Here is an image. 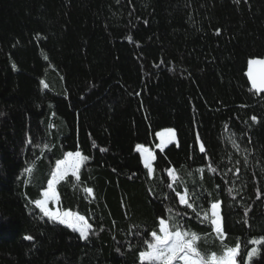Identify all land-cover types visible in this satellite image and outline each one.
<instances>
[{
  "label": "trees",
  "instance_id": "trees-1",
  "mask_svg": "<svg viewBox=\"0 0 264 264\" xmlns=\"http://www.w3.org/2000/svg\"><path fill=\"white\" fill-rule=\"evenodd\" d=\"M250 59H264V0H0V264H140L168 215L169 170L203 210L220 203L224 244L264 237V93ZM164 129L178 145L161 152ZM76 151L89 157L81 179L57 194L92 225L88 240L35 207ZM180 210L220 253L210 223Z\"/></svg>",
  "mask_w": 264,
  "mask_h": 264
},
{
  "label": "snow or ice",
  "instance_id": "snow-or-ice-1",
  "mask_svg": "<svg viewBox=\"0 0 264 264\" xmlns=\"http://www.w3.org/2000/svg\"><path fill=\"white\" fill-rule=\"evenodd\" d=\"M236 2H239V0H236ZM246 75L251 82L252 90L255 93H264V59H250ZM41 83L44 84L43 81ZM44 86L47 87L46 84ZM251 119L256 122L255 116ZM157 136L160 138V144L157 147L161 152H164L165 148L173 143L175 139V133L172 129L157 133ZM105 150L101 149V151ZM136 150L142 153L144 167L148 170L147 175L152 178L155 171L153 168L155 155L142 146H137ZM200 151H205L203 145H201ZM88 159L89 157L83 155L80 151L67 152L63 159L56 161L55 169L51 172V179L47 181V190L42 193L43 199L35 201V207L49 221L63 225L72 232L78 233L79 238L83 240L89 239V235L93 231L92 225L88 223L84 215L73 211H65L58 207L60 197L57 194V185L69 176L74 177L79 182L81 168ZM211 170L216 171L215 168ZM27 171L31 173L33 169L29 168ZM174 171H168V176L172 178V182L167 184L170 193L163 195L161 199V203L171 201L167 209L168 215L166 218H159L158 229L150 230L146 234V238L141 241L146 247L145 250L139 253L140 264H252L254 259H259L262 251L261 246H264V237L244 241L243 249L239 239L234 246L224 244L223 240L226 239V233L223 217L220 213V203L211 204L209 215V211L203 210L204 205L199 203V198L194 190L188 189L186 185L182 186L181 190L180 177L174 175ZM174 184H177V187H174ZM84 191L88 195L93 194L90 187L85 188ZM231 191L232 189H229V192ZM173 193L174 195H172ZM50 203L57 205V207L50 208ZM180 209H190L196 217H201L210 223L212 231L221 240L222 250L220 253L200 247L201 235L187 227L186 220L191 217L188 216L187 211H181ZM245 215H247V212H245ZM244 223L247 224V221L245 220ZM147 237H150V239ZM25 239L31 240L32 237L26 236ZM249 245H251L250 248Z\"/></svg>",
  "mask_w": 264,
  "mask_h": 264
},
{
  "label": "rangeland",
  "instance_id": "rangeland-1",
  "mask_svg": "<svg viewBox=\"0 0 264 264\" xmlns=\"http://www.w3.org/2000/svg\"><path fill=\"white\" fill-rule=\"evenodd\" d=\"M168 129H164V130H161V131H159L158 133H160V132H166ZM173 130V129H172ZM174 131V133H175V139H174V142L173 143H171V144H169L167 147H169V146H171V145H178V139H177V133H176V131L175 130H173ZM156 139H157V143H158V145L160 144V138L157 136V134H156ZM141 146V145H140ZM143 148H146V149H148L149 151H151L149 148H147V147H145V146H142ZM166 147V148H167ZM158 148V147H157ZM136 149H137V147H136ZM159 149V148H158ZM160 150V149H159ZM136 152L140 155V157H141V160H142V164H143V158H142V153L141 152H138L137 150H136ZM152 152V151H151ZM143 166H144V164H143ZM145 168V167H144ZM146 169V168H145ZM147 170V169H146ZM148 171V170H147ZM49 207L50 208H55V207H57V205H53V204H49ZM58 207H59V205H58ZM47 218V217H46ZM215 234V233H214ZM215 237H216V234H215ZM217 238V237H216ZM218 239V238H217ZM219 241H221L220 239H218Z\"/></svg>",
  "mask_w": 264,
  "mask_h": 264
}]
</instances>
